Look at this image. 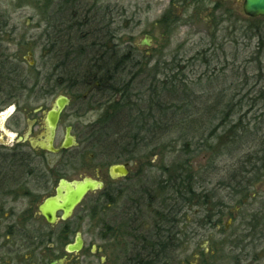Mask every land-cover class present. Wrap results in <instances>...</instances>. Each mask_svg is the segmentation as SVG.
<instances>
[{
    "label": "rangeland",
    "instance_id": "obj_1",
    "mask_svg": "<svg viewBox=\"0 0 264 264\" xmlns=\"http://www.w3.org/2000/svg\"><path fill=\"white\" fill-rule=\"evenodd\" d=\"M57 1L0 0L1 53L20 63L30 82L29 89L19 100L3 103L0 100V116L10 107L14 109L4 123L0 122V126L3 125L0 128V154L8 153L14 146L8 143L7 134L15 136L26 131L23 124L26 119L38 121L33 136H42L44 114L60 95L69 98L70 104L61 117L55 142L57 148L64 139L67 127L78 126L81 132L89 135L91 125L103 114L101 108H86L80 97L63 88L53 95H44V92L33 89L38 88L37 80H44L51 70L43 45L47 43V17ZM89 1L85 2H94L101 9L97 18L102 25L111 24L110 31L116 36L114 43L123 49L129 47L137 51L143 66L136 69V73L144 86L176 78L175 83L181 84L189 94L186 111L178 118L182 119L185 115L192 118L200 111L203 115L206 105L213 106L219 100L222 109L228 113L222 127L226 134L219 133L221 139L216 138L212 150H198L191 159V171L197 178L198 191L213 193L209 196L212 202L207 206L196 199L191 207L172 204L176 212L180 211L177 227L180 234L179 242H176L177 250L171 252V264H233L232 258L237 255L242 258L240 264H257L255 258L260 261L264 258V177L255 183L246 197L235 196L232 190L220 183L227 182L232 176L238 177L243 169L248 171L256 163L262 167L264 17L246 16L243 0ZM85 2L82 4L86 7L89 4ZM164 18L167 19L163 22ZM144 40L148 41V46L143 45ZM29 67L35 69L29 70ZM39 70L43 71L40 75ZM151 94L157 96L154 86L141 97L148 98ZM231 123L236 127L234 130L229 129ZM80 131L73 133L76 146L62 156H49L46 159L48 166L34 158L39 170L62 171L68 180L96 179L97 176L106 178L110 165L97 158L95 151L87 147ZM198 141L212 143L213 135L207 133L203 141L194 139L195 143ZM181 142L178 133L170 134L159 143L155 142V149L145 150L136 161L129 163L131 180H121L114 186L123 189L128 185L131 193L125 192L128 199L118 202L120 210L112 209L110 213L97 211L95 221L98 232L104 234L105 223L119 216L125 207L128 211L132 210L145 225L152 224L151 219L163 207L162 198L157 196L159 185L169 178L164 168L176 160ZM158 145H162L161 148ZM153 151L160 155L152 156ZM55 187L56 183L52 184L47 193L51 194ZM100 195V192L91 194L72 218L87 214L92 202ZM219 202L223 203L222 207L213 211L212 207ZM209 209L217 219L221 218L215 226L202 223ZM243 236L247 238L243 240ZM238 239L242 243L234 252L230 247L234 249L233 241ZM100 244L103 242L100 241ZM224 245L229 246L225 252ZM243 256L248 257L247 261Z\"/></svg>",
    "mask_w": 264,
    "mask_h": 264
},
{
    "label": "trees",
    "instance_id": "obj_2",
    "mask_svg": "<svg viewBox=\"0 0 264 264\" xmlns=\"http://www.w3.org/2000/svg\"><path fill=\"white\" fill-rule=\"evenodd\" d=\"M85 1L90 2L58 0L53 10L49 12L46 24L47 43L43 45V53L44 56H49L47 59L51 70L44 76V80H37L38 88L33 89L44 92V95H53L59 88H63L68 93L76 94L80 99H83V94H89L84 103L86 108L90 110L95 107L101 108L103 114L91 125L89 135L83 131L79 134L87 147L95 151V156L107 165L134 162L140 153L151 147L155 149V142L159 143L170 134L178 133L182 140L180 150L176 153V160L164 168L169 178L164 184L159 185L160 193L157 198H162L163 207L154 215L151 219L153 222L149 225L154 231L150 232L151 236L147 239L135 241L150 245L147 251L150 263L144 261L145 264H171V252H176V242H179L180 234L177 230L180 211L177 209L176 212L172 204L191 207L196 199L207 206L212 202L209 196L213 193L198 191V182L195 181L197 178L191 171V159L198 150L205 148L212 150L218 134H226L222 127L228 113L222 109L219 100L213 106L206 105L203 115L200 111L192 118L186 115L182 119L178 118L186 111L189 94L184 91L181 84L175 83L176 78L144 86L136 73V69L141 66L137 51L134 48L123 49L116 45L115 33L110 31L111 24L104 26L97 18L101 9L94 2ZM83 2L89 5L85 7ZM49 35L53 37V42L50 41L51 37L48 39ZM1 52L0 46V100H3L2 103L19 100L23 92L29 89L30 82L26 79L25 68ZM34 69L29 67V70ZM42 73L39 70L38 74ZM151 85L155 87L157 96L151 94L150 97L142 99L141 95L146 94ZM172 127L173 130L170 131ZM235 128L231 123L229 129ZM207 133L213 135L212 143L194 142L197 138L203 141ZM160 146L158 148H161ZM157 154L159 152L153 151L151 155ZM260 162L262 167L256 163L250 170L243 169L238 177L232 176L230 180L222 181L220 185L232 190L235 196L246 197L255 183L264 177V159ZM111 203V200L104 203L96 210L95 216L97 211L109 213L107 205ZM134 204L137 207V201ZM222 205L223 203L219 202L212 210L221 208ZM115 208L121 209L116 201ZM212 210H207L203 217L202 223L205 222V225L215 226L221 221V218L217 219L211 213ZM119 218L137 219V215L132 213V210H127ZM122 226L118 225L119 228ZM153 235L158 238H152ZM246 238L247 236H243V240ZM233 243L234 249L232 246L230 249L235 252L242 241L238 239ZM228 249L229 246L226 245L223 251ZM216 251L219 252L218 249ZM243 257L247 261L248 257ZM232 261L233 264H240L242 258L237 255ZM255 262L264 264V258L261 261L255 258Z\"/></svg>",
    "mask_w": 264,
    "mask_h": 264
},
{
    "label": "flooded vegetation",
    "instance_id": "obj_3",
    "mask_svg": "<svg viewBox=\"0 0 264 264\" xmlns=\"http://www.w3.org/2000/svg\"><path fill=\"white\" fill-rule=\"evenodd\" d=\"M88 95L85 93L81 101L85 102ZM13 112L12 108L6 117ZM15 124L22 126L20 123ZM23 124L26 130L23 134L6 135L8 143H13L14 146L8 153L0 154V264H145L144 261L150 263V260L148 261L150 255L147 254L150 245L135 241L147 239L154 228H149L138 218H119L128 207H125L119 216L105 223L104 234L96 229L97 209L111 200L112 203L107 205L110 213L114 209L115 201L118 204L121 199H128L129 196L125 195V192L131 193L128 185L123 188L126 189L124 191L121 186L115 187L114 184L121 180L129 182L130 170L128 176L124 178H113L110 168L114 165H110L106 178L101 179L97 176L94 179L102 182L104 189L89 193L82 201L83 203L91 194L101 193L92 204L90 203L87 214L72 218L81 203L71 217L63 219V214L58 213L55 222L51 223L43 217L40 207L46 200L56 196L60 181L64 179L75 182L86 178L68 180L62 171L39 170L35 159H40L46 166V159L49 156H62L70 149L54 154L40 147L34 148L30 140H44V133L40 137L37 134L33 136V130L38 124L36 120L26 119ZM69 127L72 136L77 130L80 131L78 126ZM41 131L45 132V114ZM55 142L54 147L57 148ZM123 164H128L129 169V163L120 165ZM55 183L54 191L48 194L51 185ZM6 211H9V214H5ZM119 224L123 226L119 228ZM152 238L158 237L153 235ZM100 241L103 244H100ZM78 242H81V248L71 250L70 248L78 246ZM155 257L157 259V256Z\"/></svg>",
    "mask_w": 264,
    "mask_h": 264
},
{
    "label": "water",
    "instance_id": "obj_4",
    "mask_svg": "<svg viewBox=\"0 0 264 264\" xmlns=\"http://www.w3.org/2000/svg\"><path fill=\"white\" fill-rule=\"evenodd\" d=\"M243 10L248 17H264V0H243ZM143 45L148 46V41L144 40ZM69 104V98L62 95L55 100L52 108L45 113L44 140H30L34 148L40 147L42 150L57 154L60 151L69 150L76 146L75 138L71 134V128L68 127L65 131V137L61 147H54L61 115ZM110 174L113 178H124L128 176V164L112 166L110 168ZM103 189L104 185L102 182L91 178L75 182H68L63 179L57 187L56 196L46 200L40 207V212L43 217L51 223L55 222L58 213H62V218L67 219L73 215L75 209L82 203L89 193ZM78 243L79 244L76 248L70 249H80L81 242Z\"/></svg>",
    "mask_w": 264,
    "mask_h": 264
},
{
    "label": "bare ground",
    "instance_id": "obj_5",
    "mask_svg": "<svg viewBox=\"0 0 264 264\" xmlns=\"http://www.w3.org/2000/svg\"><path fill=\"white\" fill-rule=\"evenodd\" d=\"M6 116H7V115H4V116H3L4 120H2V123H4V121L6 120V118H7ZM1 127H3L2 124H1Z\"/></svg>",
    "mask_w": 264,
    "mask_h": 264
}]
</instances>
